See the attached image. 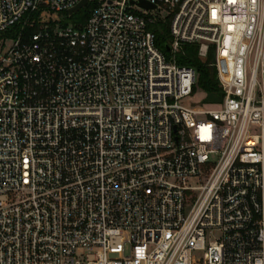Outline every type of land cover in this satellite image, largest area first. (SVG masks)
<instances>
[{
    "label": "built area",
    "instance_id": "built-area-1",
    "mask_svg": "<svg viewBox=\"0 0 264 264\" xmlns=\"http://www.w3.org/2000/svg\"><path fill=\"white\" fill-rule=\"evenodd\" d=\"M81 1L0 0V264H264V0Z\"/></svg>",
    "mask_w": 264,
    "mask_h": 264
},
{
    "label": "trees",
    "instance_id": "trees-1",
    "mask_svg": "<svg viewBox=\"0 0 264 264\" xmlns=\"http://www.w3.org/2000/svg\"><path fill=\"white\" fill-rule=\"evenodd\" d=\"M95 3L80 11L69 14L62 12L60 14L63 25L73 24L81 26L89 17L90 11ZM150 29L156 33V44L170 58L171 51L166 49L171 44V35L169 22H157L150 26ZM200 45L198 43L184 44L179 52L176 53V62L182 66H191L198 72V81L194 86L193 93L199 89L205 94L204 104L216 105L223 100V90L217 78V69L214 65V51L211 49L206 61H203L199 55Z\"/></svg>",
    "mask_w": 264,
    "mask_h": 264
},
{
    "label": "rangeland",
    "instance_id": "rangeland-1",
    "mask_svg": "<svg viewBox=\"0 0 264 264\" xmlns=\"http://www.w3.org/2000/svg\"><path fill=\"white\" fill-rule=\"evenodd\" d=\"M92 3L88 4L86 7L90 6ZM85 7V8H86ZM83 8V9H85ZM163 16H167L168 12L167 11H163L162 12ZM10 36L7 34H0V40L4 39V38H9ZM0 47H2V42H0ZM205 98V94L202 90H198L197 92L193 93L191 96H189L188 98H186L185 102L189 103L190 105L192 104H198L201 105L203 103V100ZM205 180H203L204 182ZM190 183L195 185V186H199L201 184L200 180L197 178H193L190 180Z\"/></svg>",
    "mask_w": 264,
    "mask_h": 264
},
{
    "label": "water",
    "instance_id": "water-1",
    "mask_svg": "<svg viewBox=\"0 0 264 264\" xmlns=\"http://www.w3.org/2000/svg\"><path fill=\"white\" fill-rule=\"evenodd\" d=\"M88 4V0H82L81 2H79L75 7L71 8L68 10L69 14H74L78 11H80L81 9L85 8ZM139 6L145 8V9H155V5L151 4L150 2L146 1V0H140V2L138 3ZM166 49L168 51H171V45H167ZM203 61H206L207 58L206 57H202L201 58Z\"/></svg>",
    "mask_w": 264,
    "mask_h": 264
}]
</instances>
